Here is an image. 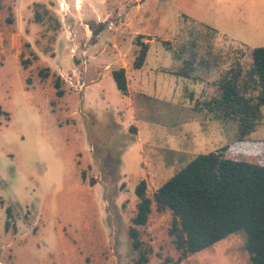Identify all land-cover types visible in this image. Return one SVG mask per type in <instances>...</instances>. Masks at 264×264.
Listing matches in <instances>:
<instances>
[{
  "label": "rangeland",
  "instance_id": "1",
  "mask_svg": "<svg viewBox=\"0 0 264 264\" xmlns=\"http://www.w3.org/2000/svg\"><path fill=\"white\" fill-rule=\"evenodd\" d=\"M139 32L157 40L142 68L137 41L149 36ZM92 44L96 55L85 53ZM114 44L129 51L123 60ZM263 46L264 0H0V261L136 264L129 228L141 180L153 197L198 154L224 146L230 158L264 163L257 143L234 145V117L198 102L226 71H247ZM124 62L132 96L111 74ZM185 62L192 72L175 73ZM99 71L103 95L82 92L80 80ZM261 111L249 142L264 140ZM171 223V211L153 205L137 226L146 264L250 263L243 231L179 259Z\"/></svg>",
  "mask_w": 264,
  "mask_h": 264
},
{
  "label": "trees",
  "instance_id": "2",
  "mask_svg": "<svg viewBox=\"0 0 264 264\" xmlns=\"http://www.w3.org/2000/svg\"><path fill=\"white\" fill-rule=\"evenodd\" d=\"M137 45L139 51L134 67L140 68L149 45L142 40H138ZM251 56L252 64L247 71L239 65L226 71L221 78L206 85L204 90L210 89L211 93L209 97L208 92L202 94L198 102L217 117H234L239 128L234 145L244 149L250 147V143H257V152L264 156V140L249 142L247 138L262 119L264 46L254 48ZM206 62L208 60H198L201 65ZM188 65L189 62H185L177 74L188 76L194 68L188 69ZM112 76L117 88L127 94L125 68L113 69ZM56 87L57 95H64L59 80ZM229 147L198 154L157 188L153 197L147 194L145 179L136 185L139 200L129 228L133 247L140 251L136 264L149 261V251L142 249L137 226L148 222L153 205L157 211L172 213L169 235L179 259L200 252L231 233L243 231L250 253L249 264H264V163L230 158L226 156ZM8 213L11 214L9 208ZM6 224L8 226L9 222Z\"/></svg>",
  "mask_w": 264,
  "mask_h": 264
},
{
  "label": "crops",
  "instance_id": "3",
  "mask_svg": "<svg viewBox=\"0 0 264 264\" xmlns=\"http://www.w3.org/2000/svg\"><path fill=\"white\" fill-rule=\"evenodd\" d=\"M77 4H78V7H79L80 4H79L78 1H77ZM140 6H141V4H138L137 8H139ZM138 34H144V33L139 32ZM144 35L149 36L148 38H145L144 39V42H146L149 45V50H150L151 44L152 43H155L157 40L151 34L145 33ZM166 40H169V39L168 38H164L163 41H166ZM114 47H115V49L113 50V52L116 55V59H115L116 61H120V59L123 60L124 57H126L128 55V53H129V51H125L123 49H119L117 47V44H114ZM100 50H101V47L100 46L95 45V44H92V45H90L85 50V53L86 52H91L92 55H96L97 53L100 52ZM149 50H148V52H149ZM147 55H148V53H147ZM97 56H99V55H97ZM135 58H136V55H135ZM135 58H134V60H135ZM146 60H147V56H146L145 62L142 65V67L145 65ZM85 64L88 67L89 65H91L93 63H90V61L88 62V59H86V63ZM133 65H134V61H133ZM118 66L119 67H116V68L124 67L125 70H126L127 81H128V92H127V96H132V94H131V84H130L129 77H128V69H129L128 63L127 62H124L123 64H118ZM109 67L110 66H108V68ZM142 67H140V68H142ZM113 69H115V68H113ZM86 70L88 71V68ZM175 73H177V72L175 71ZM111 74H112V71H111ZM106 78H107V74H105L103 71H99V75L97 77H94V78L89 79V82H87L85 79H82V80H80L79 85L81 87L82 92H84V91H87L88 93H94V92H96V93H98L100 95H103V93L105 92V87L104 86H105ZM61 83H62V81H61ZM88 83H90V84H88ZM132 129L136 130L137 132L139 131L137 129V127L134 126V125H133Z\"/></svg>",
  "mask_w": 264,
  "mask_h": 264
},
{
  "label": "bare ground",
  "instance_id": "4",
  "mask_svg": "<svg viewBox=\"0 0 264 264\" xmlns=\"http://www.w3.org/2000/svg\"><path fill=\"white\" fill-rule=\"evenodd\" d=\"M80 1V0H79ZM64 5H65V3H64ZM77 9H79L80 10V7H77Z\"/></svg>",
  "mask_w": 264,
  "mask_h": 264
},
{
  "label": "water",
  "instance_id": "5",
  "mask_svg": "<svg viewBox=\"0 0 264 264\" xmlns=\"http://www.w3.org/2000/svg\"><path fill=\"white\" fill-rule=\"evenodd\" d=\"M0 264H3V263L0 261Z\"/></svg>",
  "mask_w": 264,
  "mask_h": 264
}]
</instances>
